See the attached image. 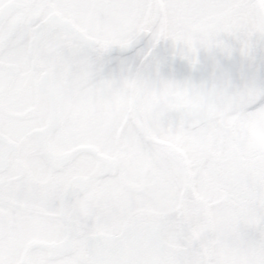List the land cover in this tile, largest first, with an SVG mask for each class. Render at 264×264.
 <instances>
[{"label":"snow or ice","instance_id":"6c2138e0","mask_svg":"<svg viewBox=\"0 0 264 264\" xmlns=\"http://www.w3.org/2000/svg\"><path fill=\"white\" fill-rule=\"evenodd\" d=\"M0 264H264V0H0Z\"/></svg>","mask_w":264,"mask_h":264},{"label":"flooded vegetation","instance_id":"af4514ba","mask_svg":"<svg viewBox=\"0 0 264 264\" xmlns=\"http://www.w3.org/2000/svg\"><path fill=\"white\" fill-rule=\"evenodd\" d=\"M259 68V65H257V69Z\"/></svg>","mask_w":264,"mask_h":264}]
</instances>
